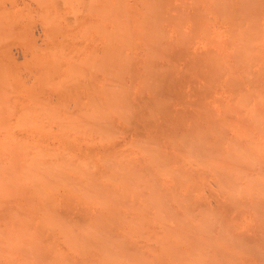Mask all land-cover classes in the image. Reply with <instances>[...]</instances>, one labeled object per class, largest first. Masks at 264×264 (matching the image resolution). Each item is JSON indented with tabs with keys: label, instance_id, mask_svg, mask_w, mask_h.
<instances>
[{
	"label": "rangeland",
	"instance_id": "rangeland-1",
	"mask_svg": "<svg viewBox=\"0 0 264 264\" xmlns=\"http://www.w3.org/2000/svg\"><path fill=\"white\" fill-rule=\"evenodd\" d=\"M62 1L0 0V264H264V0L198 53L64 39Z\"/></svg>",
	"mask_w": 264,
	"mask_h": 264
},
{
	"label": "bare ground",
	"instance_id": "bare-ground-1",
	"mask_svg": "<svg viewBox=\"0 0 264 264\" xmlns=\"http://www.w3.org/2000/svg\"><path fill=\"white\" fill-rule=\"evenodd\" d=\"M54 2H56V1H54ZM62 2L66 3L64 5V8H66V9H65V12H63V13H66L65 26L67 29L66 36L65 37L62 36V38H64V39L66 38L68 40L73 38V37H76V39L90 38V37L101 38L102 35H104L105 37L103 36V38L106 39V41L104 39V41L106 42V43H104V44H106L105 49H104L105 52H109V51L112 52L114 50V48L117 46V44H119V43L121 44V42H123L120 40L121 38L125 40V38L121 37V35L122 36L126 35L125 37L130 38L129 44L131 43V41L133 42L134 39L140 38L139 40H141V39H142V41L144 40V43L140 47V48H144L143 49L144 52L147 50L148 51L154 50V48H156V44L159 42L162 44L165 43L167 50H173L175 48V45H177L179 43V44H181V47L179 48V50L182 53H198L197 52L198 47H203L204 49H207L211 43V40H213L212 39L213 38V36H212V33H213L212 32V30H213L212 29V20H213L212 19L213 18L212 12L214 11L213 7H215L213 4L214 3L213 0H134L135 6L133 5L134 3L132 2L133 4H131L129 2V0H63ZM44 3L42 2L43 5H44ZM47 4H49V2ZM45 6H43V7H45ZM58 6L59 7L61 6V5H59V2H58ZM60 12L61 11L58 10L57 14ZM50 14H51V11H50ZM48 17H49V15H48ZM58 17H57V19H58ZM55 18L56 17L54 16L52 21L47 19V18L46 19L53 23V21L56 20ZM54 23L56 25V22H54ZM56 27H57V25H56ZM74 27H75V29H74ZM59 30H62L63 32H65L63 27H62V29L59 28ZM168 35L169 36L170 35L171 36L176 35L178 41L176 40L175 41L176 43L175 42L173 43V41H172V43L168 42L167 41ZM115 38H118L119 40L118 39H116V40L119 42H116ZM126 40L127 41H125V42L127 43L128 39H126ZM150 40H151V43L149 45ZM114 42H116V44ZM120 44L118 46L122 47V44L121 45ZM124 44H123V46H124ZM133 44L134 43H132L131 45H133ZM128 47L129 48L131 47V49H132V46H128ZM131 49H129V50H131ZM82 51H84V50H82ZM96 51L98 52V50H95V52ZM95 52L93 51L92 52L93 54L92 53H90V54H92L94 56V54H97ZM130 53H128V55ZM95 56H97V55H95ZM75 64H76V62H75ZM70 69H71V65L69 67V70ZM81 69H83V68H81ZM89 71H90V69H89ZM70 72H72V71H70ZM92 72H91V74H92ZM94 90H95V88H94ZM93 97H94V95H93ZM79 100H80V98H79ZM2 110H0V111H2ZM0 114H1V112H0ZM32 114H34V113H32ZM65 125H66V123L62 126H65ZM67 125H68V123H67ZM65 127H67V126H65ZM12 152H15V151L12 150ZM15 154H17V153H15ZM14 158L18 159L16 157H14ZM19 180H21V179H19ZM17 183H18V181H17ZM2 186L5 188L6 185L2 184ZM21 186L24 187L23 184ZM3 187L2 188L0 187V188L3 189ZM6 188H7V186H6ZM9 191H7V192H9ZM11 192H13V191H11ZM16 192H17V190H16ZM41 193H42V191H40V195H41ZM1 194H2V191H1ZM10 194L13 195V193H10ZM45 197L46 196H44V198ZM5 198H6V196H5ZM32 202H34V201L32 200ZM22 219H24V218H21V220ZM26 220H25V222H26ZM12 221H9V222H12ZM17 221H18V219H17ZM22 222H23V220H22ZM28 222H30L29 217H28ZM49 222L52 223V221H49ZM49 222H48V224H49ZM7 224H8V222H7Z\"/></svg>",
	"mask_w": 264,
	"mask_h": 264
}]
</instances>
